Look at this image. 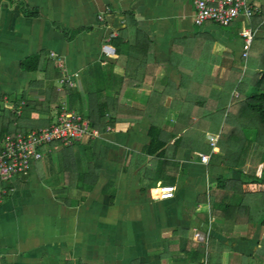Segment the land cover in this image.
Masks as SVG:
<instances>
[{
    "label": "crops",
    "instance_id": "crops-1",
    "mask_svg": "<svg viewBox=\"0 0 264 264\" xmlns=\"http://www.w3.org/2000/svg\"><path fill=\"white\" fill-rule=\"evenodd\" d=\"M195 1L0 0V135L12 102L21 119L13 126L25 132L47 120L25 102L41 106L59 95L61 107L87 120L90 94L118 106L115 125L97 138L60 147L27 175L0 182L13 189L0 202V264H264L260 228L231 230L212 216L218 175L229 176L210 159L219 155L214 136L222 124L197 118L218 104L227 103V112L235 93L239 99L235 85L230 94L220 86L264 50V1L246 0L253 15L227 27L196 26ZM245 28L254 31L255 52L251 46L243 60ZM112 33L117 54L107 58L102 46ZM32 58L40 70L25 72ZM75 74L76 87L60 85ZM183 82L191 91L182 98L205 100V107L177 103L181 92L171 83ZM243 91L255 96L249 84ZM187 113L197 115L191 127L181 121ZM152 125L167 141L160 157L144 152Z\"/></svg>",
    "mask_w": 264,
    "mask_h": 264
},
{
    "label": "trees",
    "instance_id": "trees-1",
    "mask_svg": "<svg viewBox=\"0 0 264 264\" xmlns=\"http://www.w3.org/2000/svg\"><path fill=\"white\" fill-rule=\"evenodd\" d=\"M253 49L255 50L254 45L250 51L251 54L255 52ZM34 65L36 66L34 67ZM248 66V70L244 73H240L236 69L233 70L234 82L228 86L224 82L225 84L222 83L224 85L220 86L222 87L221 93L230 94L234 85L236 91L240 93L239 99L232 100L233 107H229L230 109L227 112L223 109L227 103L218 104L217 112L213 110V114L209 112L206 115L197 116L187 113L181 115V121H187V126L191 127L193 126V117L196 118L197 116L199 121L205 122L214 121V119H217L218 114H223L220 120L221 130H218L214 136L217 135L216 152L219 155L211 156L210 159L212 162H220L222 167L229 173V176L224 173L218 175L215 192L217 196H210L212 216L226 222L228 226H231V230L235 226H257L264 235V50L260 51L258 55L256 54L253 59L250 57ZM22 68L28 73L38 72L40 70L38 59L26 60ZM47 68V66L44 67V70H46L44 72H47ZM60 77V75L56 76V78ZM245 84L250 85L255 96L245 97L243 91ZM203 86L205 87V84ZM223 86L226 87L227 91L224 92ZM64 88L70 94L71 89ZM171 88L173 91L181 92V100L177 103L180 102L188 109L198 104L205 107L207 103L205 100L196 102L189 99V97L182 98L184 97L183 92L191 91V87L186 82L181 83L178 87L175 83H171ZM60 97L58 95L54 101L47 99L41 106L33 102H25V107L30 109L31 112L44 114L47 119L41 122V125L31 126L30 129L49 127L57 122L63 101ZM87 104L88 107L84 116L88 118L91 130L104 133L108 127L115 125L117 101L101 99L98 95L90 94L87 98ZM16 105L17 103L12 102L2 112L1 119H5V127L4 131L1 132L0 139L7 134L13 135L26 130L21 125L13 126L14 122L20 123L21 121L12 113ZM33 113L32 117L34 116ZM155 118L158 117L155 116ZM228 127L230 130L227 129ZM173 135L170 137H173ZM163 136L164 133L159 127L152 125L149 131L150 143L144 150L146 155L155 157L163 155L164 150L162 149L167 146V141L163 140ZM254 146H256L255 150H253ZM251 158L253 165L246 173L245 168ZM226 200L228 201L226 202ZM257 255H260V259H262L261 255H264V238L259 241Z\"/></svg>",
    "mask_w": 264,
    "mask_h": 264
},
{
    "label": "built area",
    "instance_id": "built-area-1",
    "mask_svg": "<svg viewBox=\"0 0 264 264\" xmlns=\"http://www.w3.org/2000/svg\"><path fill=\"white\" fill-rule=\"evenodd\" d=\"M240 15L247 18L253 15V10L248 7L246 0H199L195 1L193 22L198 27L204 26L207 22L227 27ZM115 37V33L110 34L102 46V53L107 58L115 57L117 54L115 47L111 44ZM241 39V57L246 60L254 39V31L250 28L243 29ZM51 58L56 59L55 55ZM59 62L61 63V60ZM78 77V74H75L73 78L62 77L59 83L61 86L74 88ZM234 98L238 99L237 93L234 94ZM98 136L97 130H91L89 120L63 105L55 124L37 130L17 132L13 135L7 134L2 138L0 141V182L12 180L19 175H27L37 161L60 147L73 146L87 138ZM210 146L214 148L213 143ZM198 158L204 165L210 162L209 156L198 155ZM11 192L13 189L0 186V202ZM196 239L204 242L201 234H197Z\"/></svg>",
    "mask_w": 264,
    "mask_h": 264
},
{
    "label": "rangeland",
    "instance_id": "rangeland-1",
    "mask_svg": "<svg viewBox=\"0 0 264 264\" xmlns=\"http://www.w3.org/2000/svg\"><path fill=\"white\" fill-rule=\"evenodd\" d=\"M222 117H223V114H222V113H220V114H218V115L216 116V118L219 119V121L221 120ZM77 144H79V143H77ZM211 144H212V143H211ZM211 144H210V145H211ZM252 162H253V161H251V162L248 163V166H247L246 169H245V172H246V173H248V171L250 170V167L253 165ZM259 200H261V199H259ZM259 200H258V201H259ZM261 201H262V200H261ZM254 228H255V227H253V229H254ZM263 238H264V236H263Z\"/></svg>",
    "mask_w": 264,
    "mask_h": 264
}]
</instances>
